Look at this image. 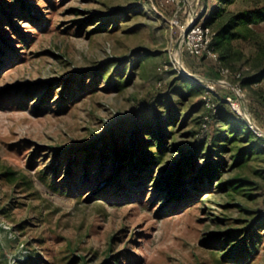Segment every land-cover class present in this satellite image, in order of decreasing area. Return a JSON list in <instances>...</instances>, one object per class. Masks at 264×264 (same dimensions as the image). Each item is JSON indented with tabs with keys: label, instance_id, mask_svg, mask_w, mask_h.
Here are the masks:
<instances>
[{
	"label": "rangeland",
	"instance_id": "obj_1",
	"mask_svg": "<svg viewBox=\"0 0 264 264\" xmlns=\"http://www.w3.org/2000/svg\"><path fill=\"white\" fill-rule=\"evenodd\" d=\"M188 2L0 0V264H264V143L230 113L202 130L191 80H237L181 46L264 0ZM215 46L264 73V20ZM243 89L264 130V80Z\"/></svg>",
	"mask_w": 264,
	"mask_h": 264
},
{
	"label": "built area",
	"instance_id": "obj_2",
	"mask_svg": "<svg viewBox=\"0 0 264 264\" xmlns=\"http://www.w3.org/2000/svg\"><path fill=\"white\" fill-rule=\"evenodd\" d=\"M167 4L176 7V11L183 10L188 0H165ZM215 37L214 29L205 23H201L200 20H193L185 29L182 38V48L187 54L196 58H210L219 61V73L223 77L232 76L237 83L233 86L235 91L233 96H227L226 98L218 97L214 92V86L204 85L206 88L204 100L206 107L215 113L218 110V103L225 102L230 109L239 117L242 118L248 128L259 138L264 141V130L252 119L251 115L247 113L242 107V96L244 89L242 87L243 72H231V70L225 65L221 64L220 56L215 49L213 42ZM206 119H209L207 116ZM205 126V125H204Z\"/></svg>",
	"mask_w": 264,
	"mask_h": 264
},
{
	"label": "trees",
	"instance_id": "obj_3",
	"mask_svg": "<svg viewBox=\"0 0 264 264\" xmlns=\"http://www.w3.org/2000/svg\"><path fill=\"white\" fill-rule=\"evenodd\" d=\"M207 3V0H205ZM217 1L220 5L222 4H227L230 0H215ZM207 5V4H206ZM213 14H214V8H212L209 16L205 20V24L211 26V21L213 19ZM264 20V9H258V10H253V11H248V12H240L238 14H235L232 16L230 22L224 26L222 29L219 31H215V37H214V42L213 45L216 49V44H221V42L226 39L227 35L230 33L232 29L238 26V23L241 21L245 22H250V21H260ZM189 55V54H188ZM190 56V55H189ZM220 60H223V57L220 55ZM264 80V73L257 74V75H251L249 77H245L242 79V87L250 86L253 84L260 83ZM193 85H196L199 87L201 90L206 91V88L203 84H200L199 82H196L195 80H191ZM204 107L206 108V112L202 117V130L203 131H208L209 126H212L216 121H218V118L223 116V114L230 113L231 115L237 117L243 124L246 126L247 130L249 131L250 134L254 136L257 140H260L264 143V141L257 137L247 126L246 122L242 119L239 118L231 109L230 107L223 101L218 103V110L215 113H212L207 107H206V102L203 99L202 100ZM209 117V119H206V117ZM205 125V126H204Z\"/></svg>",
	"mask_w": 264,
	"mask_h": 264
}]
</instances>
